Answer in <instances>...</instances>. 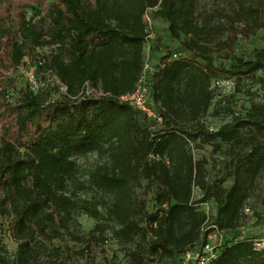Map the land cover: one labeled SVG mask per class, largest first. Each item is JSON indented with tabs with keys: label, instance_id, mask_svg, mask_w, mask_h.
<instances>
[{
	"label": "trees",
	"instance_id": "obj_1",
	"mask_svg": "<svg viewBox=\"0 0 264 264\" xmlns=\"http://www.w3.org/2000/svg\"><path fill=\"white\" fill-rule=\"evenodd\" d=\"M199 2L0 0V234L16 246L6 256L0 239V264H67L62 257L73 249L65 241L82 246L76 254L84 256L108 231L133 245L128 264H180L205 242L207 216L197 206L209 200L215 209L208 222L224 233L212 264H264L253 239L227 238L260 197L264 104L244 115L232 111L215 131L202 123L215 82L264 72V49L230 69L216 68L208 56L212 43L232 49L239 37L260 31L264 40V0H215L206 15ZM149 11L192 56L170 60L179 53L167 51L151 65L147 85L160 127L120 101L143 71ZM38 49L47 53L36 55ZM23 67L39 83L50 75L59 98L51 100L46 85L34 89ZM205 146L224 157V176L212 183L207 161L193 156ZM89 155L96 163L81 178L77 159ZM193 189L201 193L197 201ZM79 216L96 222L84 235Z\"/></svg>",
	"mask_w": 264,
	"mask_h": 264
},
{
	"label": "rangeland",
	"instance_id": "obj_2",
	"mask_svg": "<svg viewBox=\"0 0 264 264\" xmlns=\"http://www.w3.org/2000/svg\"><path fill=\"white\" fill-rule=\"evenodd\" d=\"M53 0H46L47 4L52 3ZM217 3L215 0H200L199 11L204 14L205 12L212 11L216 8ZM150 16V11L148 12ZM30 13H27V17H30ZM151 27V38L144 46L145 57L148 56L151 65L157 64L160 57L167 51H173L179 53V57L192 59L191 54L186 50L184 46L183 38L180 40L173 39L169 32L167 24L162 23L159 20H154ZM209 58L216 68L230 69L236 64L238 59L242 61L254 60V55L264 49V40L262 32H258L255 36L249 38L239 37L235 42L232 49H222L216 45V43L210 44ZM47 53V49L36 50V55H42ZM198 62H201L200 60ZM27 66L30 63V59H26ZM24 78H23V76ZM21 76L17 73L20 80L25 79L27 82L28 76L26 75L25 68L21 70ZM23 78V79H22ZM44 78V79H43ZM40 78V83L35 80L36 86L42 87L46 85L50 89L51 100L59 98L58 93L53 89L56 85L55 80L50 75H45ZM18 79V80H19ZM222 80V79H220ZM23 82V81H22ZM221 85L214 91V99L206 113L202 118L204 126L212 131L217 130L220 126L228 123L230 113L235 111L239 114H245L250 109L251 105L264 104V72L259 71L252 76L240 77L238 79H231L229 81H220ZM42 83V84H41ZM214 83V82H213ZM63 92V91H61ZM1 127V126H0ZM212 149L205 146L201 149H196L193 152L195 159H205L207 165L205 166L206 180L208 183H212L215 180L222 179L224 176L223 165L224 157L221 154L212 155ZM96 163V157L89 155L84 158L77 159L79 167V174L81 178L86 174ZM231 184V181H226L223 187L227 188ZM144 184H142V187ZM143 189V188H142ZM139 188L136 189L137 193L142 191ZM259 198L254 199V202H250V205L254 206V210L247 212V217L243 222L242 227L237 229L231 234H227L228 239L236 241L243 239H253L256 242L257 249H264V178L259 187ZM201 197V193L198 189H193L192 200L197 201ZM153 194L149 193L146 196L148 210L151 211L153 204ZM198 210L207 213L210 218L215 209L214 203L209 200L206 203L199 204ZM249 208V207H248ZM80 234L84 235L90 232L96 225V222L86 216H79L77 218ZM107 238L104 243L97 244V246L89 251L84 256L77 255L76 251L81 250L83 247L76 243L65 241L72 253L68 255L66 259L67 264H128L127 253L133 249V245L121 244L117 242L111 235V232H107ZM1 247H3L4 255L11 256L16 246L9 240V236L0 234ZM64 243V244H65ZM64 245L63 243H55L54 245Z\"/></svg>",
	"mask_w": 264,
	"mask_h": 264
},
{
	"label": "built area",
	"instance_id": "obj_3",
	"mask_svg": "<svg viewBox=\"0 0 264 264\" xmlns=\"http://www.w3.org/2000/svg\"><path fill=\"white\" fill-rule=\"evenodd\" d=\"M143 22L145 25V39L147 44L151 38V27L153 24L148 12L143 16ZM178 58L179 54H172L170 60H176ZM25 71L28 76V83L34 89H37L33 69H25ZM151 71V62L149 57L146 56L142 74L133 91L130 94L120 97V101L130 104L137 112L145 116L146 119L152 121L157 127H160L163 123V119L159 109L150 98L147 85V74ZM213 85L214 87H220L221 82H215ZM61 91L64 92L65 89L62 87ZM84 92L86 95H89L92 93V90L88 85H85ZM98 95H101V93H98ZM244 212L247 214L249 210L245 209ZM205 214L207 216V221L201 229L202 233L205 235V242L196 251L186 253L180 264H212L217 259L219 248L224 242V233L219 230L217 226L209 223L208 214Z\"/></svg>",
	"mask_w": 264,
	"mask_h": 264
}]
</instances>
